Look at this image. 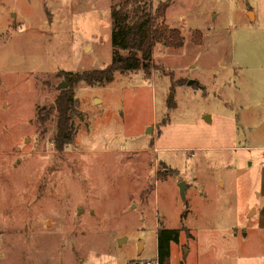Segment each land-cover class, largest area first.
I'll return each instance as SVG.
<instances>
[{
  "label": "rangeland",
  "instance_id": "obj_1",
  "mask_svg": "<svg viewBox=\"0 0 264 264\" xmlns=\"http://www.w3.org/2000/svg\"><path fill=\"white\" fill-rule=\"evenodd\" d=\"M119 1L0 0V264H154L173 228L169 264H264V237L245 229L264 145V0H151L168 1L156 24L182 46L77 83L73 137L55 149L57 85L110 62Z\"/></svg>",
  "mask_w": 264,
  "mask_h": 264
},
{
  "label": "trees",
  "instance_id": "obj_2",
  "mask_svg": "<svg viewBox=\"0 0 264 264\" xmlns=\"http://www.w3.org/2000/svg\"><path fill=\"white\" fill-rule=\"evenodd\" d=\"M168 1L152 8L151 0H121L110 5L112 58L102 69L82 71L65 79L67 87L61 89L50 108L55 113V149L62 150L71 142L74 129L71 115L76 111L73 87L77 83L94 86L110 81L115 72L149 70L154 48L158 43L181 47L183 39L179 29L157 25L163 17ZM178 229H161L158 233L157 264H169L170 243L177 240Z\"/></svg>",
  "mask_w": 264,
  "mask_h": 264
},
{
  "label": "crops",
  "instance_id": "obj_3",
  "mask_svg": "<svg viewBox=\"0 0 264 264\" xmlns=\"http://www.w3.org/2000/svg\"><path fill=\"white\" fill-rule=\"evenodd\" d=\"M264 103V102H263ZM208 117V116H207ZM209 119V117H208ZM264 148V145L255 146L252 149L258 150L261 153V149ZM257 159L259 160L260 166L258 170V181H257V199L258 204L255 205L251 212L249 213L245 225V229L253 230L257 232L255 234L256 237H264V159L261 158L260 154L257 155ZM243 186L245 189H251L249 187L248 179L243 182ZM240 191L243 190L240 187ZM245 207V211L243 213H247L248 209L250 208V204L248 203V199L244 200L242 203V207Z\"/></svg>",
  "mask_w": 264,
  "mask_h": 264
},
{
  "label": "water",
  "instance_id": "obj_4",
  "mask_svg": "<svg viewBox=\"0 0 264 264\" xmlns=\"http://www.w3.org/2000/svg\"><path fill=\"white\" fill-rule=\"evenodd\" d=\"M192 82V81H191ZM189 82V83H191ZM58 88H64L65 87V83L64 82H61L57 85ZM207 116H205V119H206ZM185 189H186V183L185 181H180L178 183V190H179V195H180V198L183 202H185Z\"/></svg>",
  "mask_w": 264,
  "mask_h": 264
},
{
  "label": "built area",
  "instance_id": "obj_5",
  "mask_svg": "<svg viewBox=\"0 0 264 264\" xmlns=\"http://www.w3.org/2000/svg\"><path fill=\"white\" fill-rule=\"evenodd\" d=\"M260 156H261L262 159H264V148L261 149ZM146 264H151V263L150 262H147ZM154 264H157V261H155Z\"/></svg>",
  "mask_w": 264,
  "mask_h": 264
}]
</instances>
